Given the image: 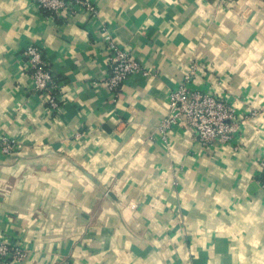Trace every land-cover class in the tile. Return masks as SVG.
Wrapping results in <instances>:
<instances>
[{
	"label": "crops",
	"instance_id": "1",
	"mask_svg": "<svg viewBox=\"0 0 264 264\" xmlns=\"http://www.w3.org/2000/svg\"><path fill=\"white\" fill-rule=\"evenodd\" d=\"M90 1L95 18L0 0V39L17 41L0 53V136L16 142L0 153V239L28 250L20 264H264V0H136L111 13L108 0ZM106 38L150 73L115 100ZM29 43L62 84L56 108L31 89ZM191 62L204 67L191 88L258 112L231 143L203 147L182 128L163 142L156 131ZM144 100L159 107L141 133ZM77 153L111 159L90 169Z\"/></svg>",
	"mask_w": 264,
	"mask_h": 264
},
{
	"label": "built area",
	"instance_id": "2",
	"mask_svg": "<svg viewBox=\"0 0 264 264\" xmlns=\"http://www.w3.org/2000/svg\"><path fill=\"white\" fill-rule=\"evenodd\" d=\"M32 1L39 11L49 17L64 18L79 14H86L90 18L97 16V8L90 0ZM104 43L109 52L105 84L111 99L115 100L130 78L137 75L147 77L150 73L144 69L129 48L118 45L112 38H106ZM22 57L31 79L32 91L42 96L51 108H56L62 84L54 78L42 50L29 43L23 49ZM187 68L182 82L169 95L167 116L156 129L161 140L167 142V133L170 129L182 128L190 132L203 147L215 143H231L239 133L240 125L257 116L258 112L248 106L245 112L237 113L235 107L225 98L191 88L198 69L204 67L191 62ZM15 148L16 142L13 138L0 136L1 154L11 155ZM262 167L261 177L264 181V164ZM27 254L28 250L14 239L9 240L5 237L0 239V264H20Z\"/></svg>",
	"mask_w": 264,
	"mask_h": 264
},
{
	"label": "clouds",
	"instance_id": "3",
	"mask_svg": "<svg viewBox=\"0 0 264 264\" xmlns=\"http://www.w3.org/2000/svg\"><path fill=\"white\" fill-rule=\"evenodd\" d=\"M104 7L108 10L109 13H111L112 9H135L137 7L136 0H125L124 3L121 4L120 0H108V3L104 5ZM103 15V13H102ZM107 18V17H106ZM151 19H149L147 22H145L144 27L147 26V24L151 23ZM264 23V21H262ZM226 32L227 29H224ZM117 39H120V37H117ZM17 44V41L12 39L11 36H5L2 39H0V53L6 54L7 51L13 47H15ZM144 50H147L146 48ZM214 51H217L214 49ZM78 55V54H77ZM151 83V82H150ZM150 86V85H149ZM224 87H227V85H224ZM147 89H141L138 92H135L133 95L129 96V100H131L133 103L136 102V97L141 96L143 97L146 94ZM7 101L5 102V106H7ZM240 101H237V107L240 106ZM144 105L148 109L149 114L147 115L146 119H143L139 125H134V127H139V130L141 133L144 132L145 128L151 127L150 121L153 116L157 115V113L152 112L153 108H158L159 106L153 104L152 102L148 100H144ZM159 111H166L164 108H159ZM37 117L39 114H36ZM84 147H87V145H84ZM83 149L79 150V153H82ZM77 154H73V162H75L78 166L83 163L85 167H89L90 169H94L96 167V157H99V161L101 163L105 162L106 160H110L111 157H105L103 153H97L92 159H84L82 156L80 158H77ZM30 264V262H29Z\"/></svg>",
	"mask_w": 264,
	"mask_h": 264
}]
</instances>
